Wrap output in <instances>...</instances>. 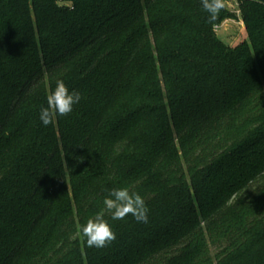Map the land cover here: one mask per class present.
Instances as JSON below:
<instances>
[{
	"label": "trees",
	"instance_id": "16d2710c",
	"mask_svg": "<svg viewBox=\"0 0 264 264\" xmlns=\"http://www.w3.org/2000/svg\"><path fill=\"white\" fill-rule=\"evenodd\" d=\"M201 0H0V264H264V5L229 47ZM63 79L82 99L45 127ZM148 222L105 219L114 188Z\"/></svg>",
	"mask_w": 264,
	"mask_h": 264
},
{
	"label": "clouds",
	"instance_id": "9594fccd",
	"mask_svg": "<svg viewBox=\"0 0 264 264\" xmlns=\"http://www.w3.org/2000/svg\"><path fill=\"white\" fill-rule=\"evenodd\" d=\"M202 7L208 13L209 23L215 22L222 8L223 0H201ZM82 96L79 92L70 90L63 79H58L55 88L47 95V106L39 111L40 122L47 127L54 124L58 117H65L72 113L74 106L80 103ZM103 208L87 219L80 228V236L89 248H104L116 239L105 213H109L110 220H123L131 215L137 222H148L149 209L144 198L129 187L114 188L103 199Z\"/></svg>",
	"mask_w": 264,
	"mask_h": 264
},
{
	"label": "rangeland",
	"instance_id": "374dc122",
	"mask_svg": "<svg viewBox=\"0 0 264 264\" xmlns=\"http://www.w3.org/2000/svg\"><path fill=\"white\" fill-rule=\"evenodd\" d=\"M225 6L230 9L236 16V20H227L216 28L217 37L229 47H237L247 40L245 25L241 19L238 0L226 2Z\"/></svg>",
	"mask_w": 264,
	"mask_h": 264
},
{
	"label": "water",
	"instance_id": "95a60500",
	"mask_svg": "<svg viewBox=\"0 0 264 264\" xmlns=\"http://www.w3.org/2000/svg\"><path fill=\"white\" fill-rule=\"evenodd\" d=\"M251 1H255L264 5V0H251Z\"/></svg>",
	"mask_w": 264,
	"mask_h": 264
}]
</instances>
